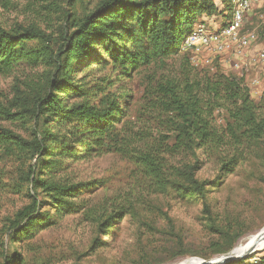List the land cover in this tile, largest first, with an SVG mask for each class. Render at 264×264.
Wrapping results in <instances>:
<instances>
[{"label": "trees", "instance_id": "trees-1", "mask_svg": "<svg viewBox=\"0 0 264 264\" xmlns=\"http://www.w3.org/2000/svg\"><path fill=\"white\" fill-rule=\"evenodd\" d=\"M230 1L99 0L81 16L64 14L59 32L0 21V73L19 64L52 69L45 89L20 111L3 103L0 93V121L27 115L32 122L28 137L0 126V157L23 161L20 184L32 200L7 219L13 243L78 212L93 220L106 217L104 235L125 216L122 204L92 197L101 181H75L67 174L74 161L117 154L148 182L145 187L199 199L206 209L211 183L197 178L202 166L212 162L223 180L258 155L264 98L255 101L243 78L217 63L194 67L180 50L200 18L229 13ZM38 2L50 16L59 15L51 0ZM142 72V95L131 113L133 95L124 83ZM1 247L0 264H23L15 247L12 253ZM232 247L230 241L219 252ZM254 258L264 264V254L224 264H255Z\"/></svg>", "mask_w": 264, "mask_h": 264}, {"label": "rangeland", "instance_id": "rangeland-1", "mask_svg": "<svg viewBox=\"0 0 264 264\" xmlns=\"http://www.w3.org/2000/svg\"><path fill=\"white\" fill-rule=\"evenodd\" d=\"M51 1L55 4L51 9L59 10V15L50 16L45 7L40 9L38 0H0V21L7 27L34 23L47 32H59L64 14L81 16L93 9L99 0ZM217 5L222 8L219 1ZM261 14H264V4L255 9L245 23V29L258 34L253 50L264 49ZM202 18L199 21H204ZM219 19L215 20L221 22ZM217 64L224 73L243 78L245 84L255 76L264 82V65L232 71L228 63ZM51 72L49 67L19 64L7 74L0 73L2 102L9 107L16 104L18 111L22 105H32L35 96L45 89ZM145 74L139 73L132 81L124 83L133 95L131 113L140 102ZM25 116L22 120L0 121V126L28 137L32 122ZM257 151L255 158L223 180L218 179L215 164L210 162L202 166L197 178L211 183L205 195L206 209L199 199L145 187L148 182L136 177L133 166L117 154L74 161L67 174L75 181H101V187L92 197L97 201L105 198L109 204H122L126 208L125 216L114 225L113 232L108 230L104 235L106 217L93 220L78 212L56 219L31 239L18 236L19 242L15 243L10 240L14 230L5 228L7 219L13 218L15 212L32 200L27 195L26 185L20 184L19 175L24 170L22 160L1 155L0 252L2 244L10 253L15 247L21 253L23 264H188L192 258L205 262L219 258L223 255L219 250L233 241L229 252L243 253L248 238L264 228V141ZM28 163L30 160H25V164ZM216 180L221 181L219 185L215 184ZM103 240L105 244L99 245ZM260 249L250 251L247 256L264 254V246Z\"/></svg>", "mask_w": 264, "mask_h": 264}, {"label": "built area", "instance_id": "built-area-1", "mask_svg": "<svg viewBox=\"0 0 264 264\" xmlns=\"http://www.w3.org/2000/svg\"><path fill=\"white\" fill-rule=\"evenodd\" d=\"M229 13L203 17L183 39L180 50L187 53L191 64L196 68L213 66L215 63L229 64L233 70L251 68L255 64L264 65V49L253 50L258 41L254 30L245 29L249 15L264 4V0H231ZM264 18V14L260 15ZM230 61L234 63L231 64ZM252 98L264 97V82L258 76L246 84ZM261 250V249H260ZM258 258L253 262L257 264ZM189 263L205 264L192 258Z\"/></svg>", "mask_w": 264, "mask_h": 264}, {"label": "bare ground", "instance_id": "bare-ground-1", "mask_svg": "<svg viewBox=\"0 0 264 264\" xmlns=\"http://www.w3.org/2000/svg\"><path fill=\"white\" fill-rule=\"evenodd\" d=\"M247 247H246V251H244L243 253H239V254H231L232 256H240L246 252H249L251 250H259L261 247L264 246V228L257 234V235H252L248 238L247 240ZM183 264H186V263H183ZM188 264H192V263H189Z\"/></svg>", "mask_w": 264, "mask_h": 264}, {"label": "water", "instance_id": "water-1", "mask_svg": "<svg viewBox=\"0 0 264 264\" xmlns=\"http://www.w3.org/2000/svg\"><path fill=\"white\" fill-rule=\"evenodd\" d=\"M249 252H246V253H244V254H242L240 256H236V257L232 256L231 252H228L226 254L221 255L219 258H216V259H214L212 261L206 262L205 264H224L225 262H228V261H231V260L243 258V257L247 256L249 254Z\"/></svg>", "mask_w": 264, "mask_h": 264}, {"label": "crops", "instance_id": "crops-1", "mask_svg": "<svg viewBox=\"0 0 264 264\" xmlns=\"http://www.w3.org/2000/svg\"><path fill=\"white\" fill-rule=\"evenodd\" d=\"M232 71H238V70H232Z\"/></svg>", "mask_w": 264, "mask_h": 264}]
</instances>
